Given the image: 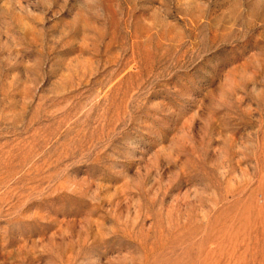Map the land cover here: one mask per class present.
I'll return each mask as SVG.
<instances>
[{
    "label": "rangeland",
    "instance_id": "rangeland-1",
    "mask_svg": "<svg viewBox=\"0 0 264 264\" xmlns=\"http://www.w3.org/2000/svg\"><path fill=\"white\" fill-rule=\"evenodd\" d=\"M0 264H264V0H0Z\"/></svg>",
    "mask_w": 264,
    "mask_h": 264
}]
</instances>
